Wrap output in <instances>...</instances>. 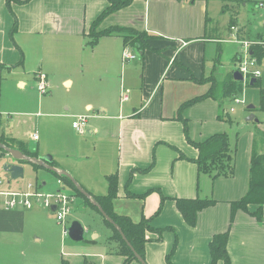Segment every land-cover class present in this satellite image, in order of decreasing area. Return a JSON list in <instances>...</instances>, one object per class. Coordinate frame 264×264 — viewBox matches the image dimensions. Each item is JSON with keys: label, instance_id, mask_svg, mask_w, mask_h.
<instances>
[{"label": "crops", "instance_id": "1", "mask_svg": "<svg viewBox=\"0 0 264 264\" xmlns=\"http://www.w3.org/2000/svg\"><path fill=\"white\" fill-rule=\"evenodd\" d=\"M194 1L196 0H135L128 7L96 23L102 12L108 8V0H31L22 4L11 3L10 8L6 0H0V88L2 85H17L21 90L32 91L37 73H43L47 77L49 91L52 85L59 82L71 90L75 84L91 83V75L98 71H102L104 78L114 79L119 74L120 61L123 63L122 52L125 48L137 57L135 60L138 56L131 46L124 45L125 34L114 33L94 42L91 32L100 33L118 27L153 36L146 41L158 52L150 49L143 53L139 51L145 60L143 80L138 84L133 80L135 65L130 64L127 69L122 65V80L128 87L125 89L129 91L128 100L120 101L118 112L100 108L102 118H105L102 120L111 123L113 130L104 128L98 122L88 126L87 122L84 135L76 134L70 126L73 136L77 140L85 139L87 145L95 148L99 139L102 140L98 142L99 151L102 148L100 144L115 147L116 165L108 170L110 172L102 174L105 182L107 176L117 175L114 212L128 216L134 223L144 218L152 229L162 230L161 235L156 232L146 233L145 264H167V260L171 264H210L209 244L213 236L226 232L229 233L227 252L230 264H264V207L261 222H257L249 214L256 210V206H249V213L236 211L231 220V204L240 200L248 190L250 160L254 150L243 148L241 139H237L238 133L231 131L228 138L230 137L229 144L231 137L233 139L230 147H235L234 174L231 178L212 179L208 174L198 173L196 164L191 162L198 158V151L187 141L183 124L177 119L180 117L187 123V135L191 142L202 143L215 135L227 134L229 126L238 127V122H243L249 113L256 115L259 112L264 116V60L259 64L261 76L257 85L250 86L249 82L244 85L242 81H235L233 74L237 72L236 64L241 47L232 43L237 47L229 59L232 70L229 66L230 72L223 76L211 74L209 78H204L206 44H217L214 57L209 58L215 68L220 62L224 40L207 36V9L202 1L196 4ZM245 2L247 1L223 0L221 4L222 13L228 15L230 37L233 35L239 40L247 41L253 35L256 38L262 35L264 41V30L258 23L237 24L240 8L246 5ZM231 3L235 5H230ZM100 51L104 57L102 67L99 70H90V61L88 65L83 62L85 56L93 57V54ZM76 56L81 59V76L74 81L68 67L75 61ZM211 80L216 81L214 88L222 87L228 81L241 83L242 92L237 97L244 95L248 87L257 88L261 97L260 108L254 107L252 99L243 98L247 109L250 103H253V109H248L242 116L236 115L234 108H228L233 100L222 99L218 95L216 98L213 95L185 106L186 103L207 94L212 88ZM84 107L86 112L93 111L89 104ZM55 115L54 117L60 116ZM262 116L257 119L262 121L259 124L264 128ZM33 117L41 118L42 115L37 112ZM93 117L101 119L97 114ZM65 118L71 119V125L74 117L66 115ZM31 135L27 142L0 136V143L25 156V153L36 156L37 159L50 155L51 163L47 165L74 177L89 194L90 200L92 197L107 194V191L105 194L89 192L70 167L59 163L58 159L62 157L59 144V154L56 152V156H51L52 154H47L51 153L50 150L40 145L39 135L37 134V141L31 140ZM74 143L76 144L66 142L63 145L66 156L74 151L84 152L83 141ZM2 154L5 153L0 150V156ZM179 154L186 159H180ZM9 159L6 164H16L10 157ZM5 163H1V167ZM18 164L22 167L31 166L23 162ZM31 168L33 169L32 166ZM39 169L50 172L40 166ZM147 169L148 172L142 173ZM18 180H11L8 175L7 182H2L5 188L1 191L22 190L24 187L17 184ZM38 186L43 192L46 182ZM67 189L70 192L66 193H74L68 186ZM107 189L106 182L105 190ZM55 190L57 188L51 193L56 192ZM196 198L213 199L215 204L199 212L196 225L191 227L178 211L175 200ZM160 207V212L156 215ZM35 208L17 211L0 208V245L5 243L9 247L22 244V240L16 238L24 233L26 225L44 232L41 222L49 216L41 208ZM87 233L93 234V238L97 236L89 228H84V238ZM111 236L112 231L107 237V248L99 251L85 248L83 253L67 252L61 255V262L124 264L125 258L115 253L116 243L109 241ZM34 241L42 242L43 237H34ZM69 248L71 250L72 247L68 246L67 250ZM129 264L140 263L133 260Z\"/></svg>", "mask_w": 264, "mask_h": 264}, {"label": "rangeland", "instance_id": "2", "mask_svg": "<svg viewBox=\"0 0 264 264\" xmlns=\"http://www.w3.org/2000/svg\"><path fill=\"white\" fill-rule=\"evenodd\" d=\"M192 1L193 0H191V2ZM201 1L204 4V8L207 9L205 15L208 19L205 24L207 36L214 37L218 40H224L221 48L222 54L220 62L219 64H216L215 68L212 67L209 58L214 57L217 50V44L216 42H209V44H206L205 46L203 77L207 79L211 74L214 76H223L228 71L230 72L228 68L229 66H231L230 69L232 70V65L229 64V59L234 49L237 47L232 45L233 42H230L234 40V37L232 35L231 38L230 32L228 31V15L223 14V10L221 11L223 0H196L194 1V4ZM245 1H247L245 2L246 5L243 8H240V15L237 19V24L248 25L258 23V25L264 30V6H258L264 4V0ZM230 5L234 6L235 4L231 3ZM229 12H231V10ZM259 36V38H256V36L253 35L248 38L249 40L247 41L254 44L262 42L263 36ZM133 37H135L134 33L130 36V39ZM132 51L137 54L138 59L135 60V62L132 61L131 63L125 64L120 61L119 74L116 75V78L106 79L103 77L102 71H98L91 75V83H85V85L75 84L72 90L71 88L66 89L65 86L60 85V82L52 85L51 90L46 94H39L35 85L33 86L34 89L32 91L21 90L17 85H2L0 88V123L4 122V124H0V136L8 139L14 137L17 140L27 142L31 134L37 133L40 137V145H44L46 150H50L51 153L47 154H52L51 156H56V152L59 154L57 151V145L59 144L61 146L60 155H62L59 159L57 157L59 163L62 166L70 167L72 172L74 174L76 173L75 176L79 178L81 183L84 182L83 184L89 192L105 194L107 191L105 190L106 182L102 178V174L110 172L108 170L116 165L115 147H111L109 144H100L102 148L99 151L98 142L100 143L102 140L99 139L95 148V146L87 145L85 139H75L70 129L71 119L65 117L66 115L71 117L90 116L88 126L93 123L97 124L98 122L104 128L109 127L113 130L111 123L102 120L105 118H102L103 116L100 108L104 107L102 110H105L106 108L108 111H119L121 101L120 92L122 88L123 90L128 88L122 80L123 68L127 69V67H130L128 66L130 64L135 65L133 70V80H135V83L137 84L143 80L144 59L136 48H133ZM103 59V54L100 51L93 54V57L91 55L85 56V61L83 60V62L88 65L90 61L89 69L94 71L99 70L102 67ZM80 60L81 59L76 56L75 61L68 67L70 75H72L74 81H76L77 77L79 78L81 76ZM122 65L125 66L122 68ZM262 81H264V77H262ZM132 93L133 92L131 91L130 96H132ZM243 98H245V100L252 99L254 107L260 108L261 97L260 93H258V89L255 87H248L245 90L244 95L242 94L237 98V100H240L239 103L232 101L228 106V108L235 109L236 115L242 116L244 112L246 113L249 111L247 105H244ZM85 104L91 105L93 111L90 113L86 112L84 107ZM250 104L253 105V103ZM125 105H127V103ZM123 108L124 106L122 109ZM66 109H68V111H66ZM37 112L42 115L41 118L33 117ZM55 114H58L61 117H54L56 116ZM96 114L97 116L99 115V117L101 116V119L94 118L93 115ZM251 115L253 116V119L248 121L247 119ZM261 116L262 115L259 112L256 115L249 113V115L244 118L243 122H238L239 126L236 128L227 124V126H229V128L227 127L228 136L229 133L234 130L238 133L236 136L237 139H241L243 148H252L256 153H264V128L262 124H259L262 123V121L257 119L261 118ZM262 117L264 118V116ZM232 140L231 137L230 144ZM76 141H83L85 143L83 149L84 152L77 153L74 151L69 154V156H66L65 147H63V145L66 144V142L75 145L76 143L74 142ZM231 149L234 150L235 147L231 146ZM9 161V157L5 154L0 156V164ZM99 171L102 172L99 173ZM23 172V178L19 179V183H17L18 185L23 186V189H25L28 184L40 185L44 181L46 182V186L42 189L43 194H53L51 192L55 188H58L56 183L58 178L44 169H38V171L34 172L31 166L23 165ZM7 179L8 174L3 172L0 165V181L6 183ZM62 186L65 189V192H70L65 183ZM4 188L5 185H1L0 191ZM70 195L73 196L74 201L70 206V214L66 218L64 226L68 228L73 222H78L83 228H89V231L97 234L95 238H93V234L87 233L83 241H71L68 236H63L62 225L57 224L55 221V214L47 208H41L40 210L44 211V214H48L49 216L41 222L44 232L42 233L40 230H36L33 227L26 225L24 233L16 238L22 240V244L20 243L19 246L14 244L9 247L5 245V243L0 245V264H61V255H65L67 252L83 253L85 248L98 251L107 248L109 244L107 237L111 230L104 224L96 210L86 206L80 198H76L74 193ZM0 199L3 200V198ZM0 208H2V206H0ZM20 209L24 210L20 207L13 210L17 211ZM37 209L38 208H35V210ZM41 236L43 237L42 242L34 241V237L40 238ZM68 246L72 247L71 250L70 248L67 250Z\"/></svg>", "mask_w": 264, "mask_h": 264}, {"label": "trees", "instance_id": "3", "mask_svg": "<svg viewBox=\"0 0 264 264\" xmlns=\"http://www.w3.org/2000/svg\"><path fill=\"white\" fill-rule=\"evenodd\" d=\"M28 1L31 0H6V4L10 8L11 3L22 4ZM133 1L135 0H108V8L104 12H102V14L97 19L96 23H99L103 18L107 17L108 15L128 7ZM94 26L96 27V25ZM114 33L125 34L123 35V43L125 46H131L132 48L136 47L138 51L142 53L146 49L153 50L146 41V39L153 36L149 37L144 32L141 33L131 29L114 27L109 28L100 33L91 32V35L94 37V42H96L99 38L103 36H109ZM133 33L135 37L130 39V36H132ZM155 52L158 51L156 50ZM250 52L252 57L256 59L258 64L262 63V61L264 60V41L252 45ZM255 80L256 81L253 86L258 84V79ZM211 81L213 83L212 88L207 94L186 103L185 106H188L194 102H198L205 98H211L213 97V95L215 96V98L216 95H218L221 96L222 99L233 100L242 92L241 83L228 81L226 83H223L222 87L214 88L216 81ZM177 119L180 120L183 124L187 141L198 151V158L195 161H191L196 164L198 168V173L208 174L209 176H211L212 179H216L219 177L231 178L234 174L235 149H231L228 135L226 133H222L219 135H215L202 143H193L187 135V123L183 121L180 117H178ZM5 145L8 146L7 144ZM25 154L30 158L37 159L36 156H33L29 153ZM179 158L186 159L181 154H179ZM31 166L34 170L39 169V166L36 164H31ZM146 172H148V169L146 171H142V173ZM56 176L57 178H61L63 182L74 192L76 198H80L86 206L93 208L100 215L95 205H93L89 199L83 197L67 178L60 175ZM106 182L108 188L107 194L104 196L92 197V200L95 201L104 211V213L117 225V227L121 230L123 236L126 239V241H123L118 231L115 230L111 226V224H109L100 215L104 224L112 231V236L109 238V241L116 243L117 248L115 250V253L125 258L124 264H129L131 261L136 260L130 247L144 261V247L145 243L147 242L146 233L156 232L161 235L162 230L155 231L149 226L148 220H145L144 218H142L138 223H134L128 216L116 214L113 210V202L117 196V175L113 174V176H107ZM175 201L178 211L182 215L185 222L191 227H194L196 225L197 215L199 212L215 204V201L213 199L200 198H196L193 200L177 199ZM249 206H256V210L253 213H249ZM263 207L264 154H259L253 151L249 167L248 190L240 200L231 204V220L233 219L236 211L242 210L246 213H249L253 218L256 219L257 222H261ZM160 209L161 207L158 209L156 215L159 214ZM228 235L229 233L226 232L213 236L209 244V252L211 257L210 264H216L217 262H222L223 264H230V259L227 252ZM127 243L130 245V247L127 245ZM61 264L67 263L62 261ZM167 264H171L169 260H167Z\"/></svg>", "mask_w": 264, "mask_h": 264}, {"label": "built area", "instance_id": "4", "mask_svg": "<svg viewBox=\"0 0 264 264\" xmlns=\"http://www.w3.org/2000/svg\"><path fill=\"white\" fill-rule=\"evenodd\" d=\"M263 7L264 4L258 5ZM234 30V29H233ZM236 32V31H235ZM241 47V50L238 54V61L236 64L237 72L240 73L244 85L247 84L251 79H258L261 76L260 66L257 63L256 59L252 57L250 49L254 43L239 40L234 37V40L231 41ZM137 57L129 50L125 48L122 52V62L128 63L134 61ZM36 90L39 94H46L49 91L50 85L48 83L47 77L43 73H37L34 76ZM121 102H125L129 98L128 90H121ZM238 97L234 98L233 101L239 103L240 100ZM242 101V100H241ZM233 109H231V112ZM89 116H76L71 123L72 130L78 135H84L87 130V122ZM31 140L37 141V133L31 135ZM57 190L53 194H43L40 190V186L37 184L26 185L25 189L16 190V191H0V206L4 209L13 210L17 207L31 210L35 207L38 208H47L55 214V221L57 224L62 225V234L64 237L68 236L69 227H65L64 223L66 218L70 214V206L72 205L74 198L72 195L66 193L63 188V181L58 178L57 181ZM0 181V186L2 185ZM54 207V209H53Z\"/></svg>", "mask_w": 264, "mask_h": 264}, {"label": "water", "instance_id": "5", "mask_svg": "<svg viewBox=\"0 0 264 264\" xmlns=\"http://www.w3.org/2000/svg\"><path fill=\"white\" fill-rule=\"evenodd\" d=\"M233 78L235 81H242L243 78L242 76L240 75V73L238 72H235L233 74ZM255 79H251L249 81V85L252 86L254 83H255ZM249 110H252L253 109V106L250 105L248 107ZM253 119V116L251 115L247 120L251 121ZM0 149L2 151H4V153L6 155H8L11 160L13 162H15L16 164L12 165V164H3L2 165V170L3 172L7 173L10 177L11 180H17V179H22L23 178V167L20 166L18 163H28V164H36L40 167H43L45 169H47L48 171L56 174V175H60V176H63L65 178H67L73 185L74 187L77 189V191L83 196L85 197L86 199H89L90 200V196L89 194L68 174L66 173L65 171H57L55 168L51 167V166H48L47 164L48 163H51V158L49 156L47 157H43V158H40V159H33V158H30V157H27L25 156L23 153L17 151V150H13V149H9L5 146H3L1 143H0ZM91 203L93 205H95V207L98 209L100 215L109 223L111 224V226L118 231V233L120 234L121 238L123 241H126L125 237L123 236L121 230L117 227V225L104 213V211L101 209V207L93 200H90ZM54 209V207H53ZM68 237L71 241L73 242H81L83 241V238H84V228L83 226L78 223V222H73L70 227H69V230H68ZM127 245L130 247V245L127 243ZM131 251L133 252L134 254V257L135 259L140 263V264H145V262L142 260V258L137 255L134 250L130 247Z\"/></svg>", "mask_w": 264, "mask_h": 264}]
</instances>
